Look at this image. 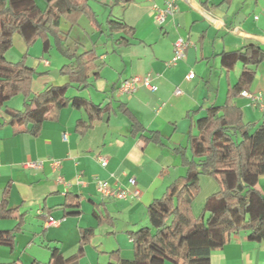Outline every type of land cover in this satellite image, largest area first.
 <instances>
[{
  "label": "crops",
  "instance_id": "obj_1",
  "mask_svg": "<svg viewBox=\"0 0 264 264\" xmlns=\"http://www.w3.org/2000/svg\"><path fill=\"white\" fill-rule=\"evenodd\" d=\"M169 1L89 0L99 28L86 16L75 26L61 21V39L66 45L77 55L95 50L102 65L98 76L91 75L87 89H74L79 96L101 104L106 112L86 133L76 129L81 119L86 120V113L70 106L57 120L45 122L38 136L10 124L7 109L22 110V96L0 108V199L25 216L14 248L0 247V264H46L51 258L48 246L59 247L66 257L73 256L81 229L90 228L95 235L80 264H110L117 257L133 259L130 232L147 226L148 206L186 174L180 152L191 158L189 139L198 134L197 120L211 106H223L229 87L240 82L243 65L227 71L221 64L222 54L250 44L264 48V0H176L177 12L157 21V9H164ZM110 17L134 29L133 37L127 35L129 44L119 42L126 37L124 32H107ZM179 38L189 43L186 58L171 66ZM19 47L23 57L27 55L26 65L35 72L34 93L69 81L60 70L71 61L56 47L48 52L41 43L29 49L24 42ZM55 50L58 55L53 54L54 60L48 54ZM190 73L195 77L188 80ZM147 75L153 79L155 91L140 85L132 95L119 93L123 80ZM177 90L182 94L177 95ZM248 92L261 94L263 106L242 95L236 103L245 122L260 124L264 121V63ZM123 105L143 125V132L132 133L130 118L120 111ZM152 133L159 134L160 142L145 140L144 136ZM101 158L106 159V165ZM30 163H42V167H29ZM132 177L136 187L129 183ZM98 181L128 190L129 196L105 198ZM217 182L212 189H221ZM136 190L139 196L133 195ZM257 190L264 196V175ZM67 194L80 197L79 215H66L63 204ZM95 211L111 221L99 225ZM48 217L62 222L48 226ZM17 224L15 218H0V232L12 231ZM211 264H264V240L255 243L241 233L212 253Z\"/></svg>",
  "mask_w": 264,
  "mask_h": 264
},
{
  "label": "trees",
  "instance_id": "obj_2",
  "mask_svg": "<svg viewBox=\"0 0 264 264\" xmlns=\"http://www.w3.org/2000/svg\"><path fill=\"white\" fill-rule=\"evenodd\" d=\"M131 1L115 0L116 3ZM83 16L93 26H101L89 0H0V108L17 96L23 97L22 110L7 109L10 124L19 127L21 132L38 136L45 122L57 120L60 112L69 106L87 115L86 120L81 119L77 124V132L81 134L106 117L101 104L69 95L72 88H88L91 75L98 76L102 66L95 50L77 55L61 39V21L64 19L75 26ZM133 30L113 17L107 21L109 34H126L119 40L123 44H129L127 35L133 37ZM16 34L29 49L37 43L42 44L44 52L56 47L71 61L60 70L69 81L61 86L48 85L34 93L35 72L26 65L27 55L16 63L7 60ZM239 63L243 65L240 82L229 87L225 104L211 106L197 120L198 134L189 139L191 158L180 152L186 174L148 206L150 225L130 232L133 259L117 257L110 264H211L212 253L241 233L255 243L264 240V196L257 190L259 179L264 175V121L245 122L243 110L236 103V98L251 88L258 67L264 63V48L250 44L221 56V64L227 71ZM120 111L130 118L133 134L144 131L125 105ZM144 138L147 142H160L158 133ZM203 176L219 180L221 190L208 196L203 213L197 217L193 203L201 192ZM80 201L79 196L67 194L63 204L67 216L80 214ZM94 216L99 225L111 221L96 211ZM0 218L18 220L12 231L0 232V247L14 248L25 216L9 208L7 200L0 199ZM94 235L92 228L81 229L78 251L70 257L64 256L59 247L48 246L51 258L46 264H80L85 247Z\"/></svg>",
  "mask_w": 264,
  "mask_h": 264
},
{
  "label": "built area",
  "instance_id": "obj_3",
  "mask_svg": "<svg viewBox=\"0 0 264 264\" xmlns=\"http://www.w3.org/2000/svg\"><path fill=\"white\" fill-rule=\"evenodd\" d=\"M178 10V5L176 4V0H171L167 3L166 7L164 9H157V21L163 22L168 16L174 15ZM189 47V43L185 41L183 38H179L174 47V56L172 61L170 62L171 66H177L181 61H183L186 58V53ZM195 77L194 73H190L187 76L188 80H191ZM140 85H144L146 88H148L151 91H155L157 87L153 84V79L147 75L144 77L135 76L126 80H123L119 86V93L121 95H132L134 94ZM177 95L182 94L180 90L176 91ZM243 97H247L251 99L254 103L259 104L260 106H263V96L261 94H253L248 91H243L241 93ZM66 138V137H64ZM101 162L103 165L107 164L106 159L101 158ZM55 165L58 166L59 163L55 162ZM29 167H42V163H30L28 164ZM129 183L132 187L137 186V181L134 177L129 179ZM97 187L99 192L103 195L105 198H114V199H126L129 196L128 190H123L116 187L109 186L104 181H98ZM134 196H139V191L136 190L133 192ZM61 220H55L53 217H48V226H59L61 224Z\"/></svg>",
  "mask_w": 264,
  "mask_h": 264
},
{
  "label": "rangeland",
  "instance_id": "obj_4",
  "mask_svg": "<svg viewBox=\"0 0 264 264\" xmlns=\"http://www.w3.org/2000/svg\"><path fill=\"white\" fill-rule=\"evenodd\" d=\"M82 22L83 23H87V20L85 18H83ZM104 22H105V25H103V26H104V29H106V20ZM79 37H80V34H79ZM14 38H15L14 39V45H13V48L10 50V52L8 54V60L9 61H12V62H19V61L22 60L23 54H24L23 52L20 51L19 44L22 43V45H24V40L18 34H16L14 36ZM55 53H56V55H58L57 52H56V50H55V51H53L51 53V56H49V54H48V57H52L53 58L54 57L53 54H55ZM74 89H76V88H72L69 91V95H72V96L79 95V92H76V90H74ZM80 96H82V95H80ZM15 98H13V99H15ZM16 99H19V98H16ZM200 183H201V192H200V194L198 195V197L195 199V201L193 203V211H194V214L197 217H199L203 213L204 206H205V202H206V199L208 198V196H210L211 194H213V192H218L219 190H221V189H219V186L218 187H215L216 189H212L213 188V185L214 186H217L218 185V184H216L218 182H217V180L215 178L204 177L203 176L201 178V182ZM212 190H214V191H212ZM207 216H206V218H207ZM149 225L150 224L148 223L147 226H149Z\"/></svg>",
  "mask_w": 264,
  "mask_h": 264
}]
</instances>
